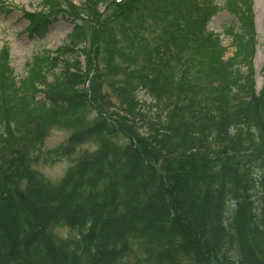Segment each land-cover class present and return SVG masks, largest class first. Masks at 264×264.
I'll list each match as a JSON object with an SVG mask.
<instances>
[{
    "label": "trees",
    "instance_id": "trees-1",
    "mask_svg": "<svg viewBox=\"0 0 264 264\" xmlns=\"http://www.w3.org/2000/svg\"><path fill=\"white\" fill-rule=\"evenodd\" d=\"M43 5L29 14L30 32L41 33L52 13L79 23L57 54L34 55L22 80L9 49L0 50V264H132L142 249L135 264H264V82L257 92L253 0ZM151 5L148 38L141 11ZM223 9L234 18L230 57L208 32ZM117 35L141 69L121 67V116L112 119L99 105L97 75L102 59L110 68L121 57ZM140 89L151 104L138 100ZM62 114L76 133L54 155L74 159L87 134L104 150L83 152L53 186L33 162ZM114 135L125 140L121 149ZM59 229L78 235L62 239Z\"/></svg>",
    "mask_w": 264,
    "mask_h": 264
},
{
    "label": "rangeland",
    "instance_id": "rangeland-1",
    "mask_svg": "<svg viewBox=\"0 0 264 264\" xmlns=\"http://www.w3.org/2000/svg\"><path fill=\"white\" fill-rule=\"evenodd\" d=\"M71 3L76 5L83 4L86 0H69ZM218 5L222 7L225 0H215ZM46 0H0V50L4 47L9 49L10 54V66L14 70V76L17 80H22L27 77L29 71L27 64L32 60L34 55L43 53L47 54H57L60 49L68 45V36L72 33L76 23L75 19L72 17H67L63 14L52 13L49 14V19L42 32H30L29 26H31V21L29 14H35V12L43 11V5ZM254 3V14H255V32L257 34L258 46L256 49V54L254 58V81L257 92L261 91L264 81V0H253ZM155 6L145 7V10L141 11L143 18L145 13L149 15L147 18L149 30L145 34L146 37L151 38L152 28L155 21H153V13H155ZM141 8V6L139 7ZM138 8V9H139ZM257 8V12H255ZM144 11V14H143ZM70 16V15H69ZM39 17V16H36ZM79 19H77L78 21ZM132 21V20H131ZM234 23L233 16L226 11L225 9L221 10L217 15H215L209 25L208 32L221 36L223 46L228 48L227 56L230 57L234 53L232 47V41L227 36L226 32ZM118 44L117 50L120 56L113 61V64L110 68L106 66L104 60L100 61V72L97 75L101 79V95L104 98L102 104L100 102V107L104 110L103 112L110 118L114 119L111 116H121L119 111L114 109L115 106H118V97L114 93L117 86H120L122 83L123 75L121 67L127 69L130 72H136L141 69V63L136 62L135 54L136 51L133 50L130 44L125 40L124 37L117 35ZM51 52V53H49ZM102 53L104 52L102 46ZM80 66H84V58H80L78 61ZM114 66H119L120 72L117 73L116 69H113ZM62 67L58 69L56 74H59L62 71ZM242 71L245 72L246 68H242ZM40 97L42 95L40 94ZM138 100L143 104H151L152 100L148 96L145 90L140 89L137 93ZM91 107V105H90ZM88 107V120L92 121L95 118V113L93 108ZM61 120L57 123H54L55 127H52L48 131V135L45 137L43 144L40 145V153L36 158L35 163L33 162V167L36 172L39 174L45 183L53 186H58L75 168L77 165L78 157L83 152H88L91 154H97L100 151L104 150V143L99 136L95 135L93 137H88L78 144L77 157L74 159L61 158L62 156L54 155L57 152V149L62 150L64 146H67L69 142L74 138L76 129L72 128L73 126H64L65 122L72 120L70 116L61 115ZM66 118V121H64ZM112 146L118 147L121 149L125 145V140L119 135H114L112 138ZM56 235L62 239L76 238L78 235L77 232H73L69 229H59L56 232ZM144 253L143 249L141 253L139 252L137 257L140 254ZM132 259V264H135L136 259Z\"/></svg>",
    "mask_w": 264,
    "mask_h": 264
},
{
    "label": "bare ground",
    "instance_id": "bare-ground-1",
    "mask_svg": "<svg viewBox=\"0 0 264 264\" xmlns=\"http://www.w3.org/2000/svg\"><path fill=\"white\" fill-rule=\"evenodd\" d=\"M256 10H257V8H255V12H257Z\"/></svg>",
    "mask_w": 264,
    "mask_h": 264
}]
</instances>
